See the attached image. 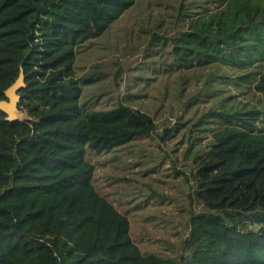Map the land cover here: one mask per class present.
<instances>
[{"label":"trees","instance_id":"1","mask_svg":"<svg viewBox=\"0 0 264 264\" xmlns=\"http://www.w3.org/2000/svg\"><path fill=\"white\" fill-rule=\"evenodd\" d=\"M134 2L0 0V99L20 74L24 83L22 119L0 110V264H264V0H185L181 30L148 46L165 72L209 69L207 99L252 84L259 104L230 93L204 114L221 123L191 175L201 209L178 259L142 253L87 158L156 128L121 101L85 107L74 69L78 47Z\"/></svg>","mask_w":264,"mask_h":264},{"label":"rangeland","instance_id":"2","mask_svg":"<svg viewBox=\"0 0 264 264\" xmlns=\"http://www.w3.org/2000/svg\"><path fill=\"white\" fill-rule=\"evenodd\" d=\"M181 2L135 0L102 34L78 47L74 62L85 107L106 109L121 101L153 117L151 133L107 152L87 151V158L95 166L96 189L126 214L142 253L174 259L188 234L190 212L201 209L189 196L195 187L191 175L221 123L204 114L230 93L236 101L259 106L252 84L230 85L207 99L203 78L209 69L165 72L164 61L150 58V43L181 30Z\"/></svg>","mask_w":264,"mask_h":264},{"label":"water","instance_id":"3","mask_svg":"<svg viewBox=\"0 0 264 264\" xmlns=\"http://www.w3.org/2000/svg\"><path fill=\"white\" fill-rule=\"evenodd\" d=\"M23 83V76L20 74L15 81L9 85L4 93L6 98L0 99V110H2L7 116L8 120L22 119L23 112L17 107L19 95L17 90Z\"/></svg>","mask_w":264,"mask_h":264}]
</instances>
